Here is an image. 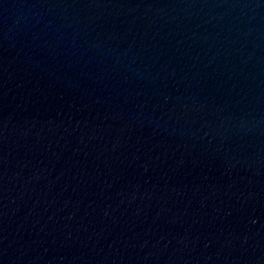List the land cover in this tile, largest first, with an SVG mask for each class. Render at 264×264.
<instances>
[{"label": "water", "instance_id": "1", "mask_svg": "<svg viewBox=\"0 0 264 264\" xmlns=\"http://www.w3.org/2000/svg\"><path fill=\"white\" fill-rule=\"evenodd\" d=\"M0 70L181 264H264V0H0Z\"/></svg>", "mask_w": 264, "mask_h": 264}]
</instances>
